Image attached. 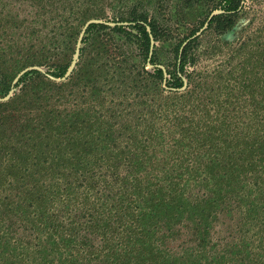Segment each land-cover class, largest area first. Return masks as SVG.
Here are the masks:
<instances>
[{
    "label": "trees",
    "instance_id": "obj_1",
    "mask_svg": "<svg viewBox=\"0 0 264 264\" xmlns=\"http://www.w3.org/2000/svg\"><path fill=\"white\" fill-rule=\"evenodd\" d=\"M215 1V35L264 19V0ZM122 21L90 24L85 42L109 30L134 46L148 93L126 104L105 108L92 59L60 85L34 70L13 83L6 63L62 78L70 60L0 53V264H264V25L239 47L249 75L213 93L195 70L198 37L163 64L156 22Z\"/></svg>",
    "mask_w": 264,
    "mask_h": 264
},
{
    "label": "rangeland",
    "instance_id": "obj_2",
    "mask_svg": "<svg viewBox=\"0 0 264 264\" xmlns=\"http://www.w3.org/2000/svg\"><path fill=\"white\" fill-rule=\"evenodd\" d=\"M215 0H0V53L7 60L18 46H25L36 56L65 65L69 63L62 78H53L47 74L43 65L33 64L18 68L12 63L3 67V77L13 83L24 73L32 70L46 76L50 82L66 83L77 69V63H89L93 60V69L101 72V88L105 96V108L112 97L116 102H133L134 96L145 94L146 89L139 81L137 73L142 61L135 56L134 46L122 34L105 30L95 34L85 42L90 24L108 27L124 25L122 20L130 14L142 15L156 22L162 31L158 56L163 64L173 61L172 48L183 41L198 37V58L195 70L207 77L208 90L222 92L223 86L232 82L238 75H249L251 66L241 74L240 61L244 54L239 49L242 40L249 39L247 46L260 43L255 39L264 25V19L251 15L239 17L235 28L218 36L207 29L206 18L213 9ZM264 15V1H262ZM217 12H213L215 14ZM262 20V21H261ZM262 22L259 24V22ZM195 31L194 36H190ZM247 49L244 50V53ZM82 54L81 59L79 56ZM242 57V58H241ZM259 67V66H258ZM149 68V67H147ZM234 69L235 74L228 75ZM96 73V75H97ZM236 75V77H232ZM106 76V77H104ZM105 78V80L103 79ZM105 81V82H104ZM110 81V83H108ZM135 81V82H134ZM107 84V85H106ZM41 85V83H40ZM106 85V86H105ZM43 86V85H42ZM110 86L114 88V94ZM70 89H66L67 94ZM152 91V90H148ZM148 93V92H146ZM101 99V98H100ZM99 99V100H100ZM2 98H0V101ZM124 107V103L122 104Z\"/></svg>",
    "mask_w": 264,
    "mask_h": 264
}]
</instances>
